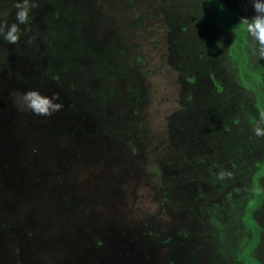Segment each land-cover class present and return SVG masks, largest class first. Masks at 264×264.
Instances as JSON below:
<instances>
[{
	"label": "rangeland",
	"instance_id": "obj_1",
	"mask_svg": "<svg viewBox=\"0 0 264 264\" xmlns=\"http://www.w3.org/2000/svg\"><path fill=\"white\" fill-rule=\"evenodd\" d=\"M16 2L0 0V24L15 20ZM254 14L250 0H37L16 44L0 36V264L264 263V136L225 158L204 136L205 115L184 112L200 116L189 140L168 121L187 77L213 94L227 79L250 89L249 120L264 116V58L236 31ZM186 30L218 41L224 64L197 49L187 74L176 61L185 53L170 49ZM30 89L58 93L64 107L22 109ZM191 163L204 180L192 197ZM222 170L225 187L205 180Z\"/></svg>",
	"mask_w": 264,
	"mask_h": 264
},
{
	"label": "trees",
	"instance_id": "obj_2",
	"mask_svg": "<svg viewBox=\"0 0 264 264\" xmlns=\"http://www.w3.org/2000/svg\"><path fill=\"white\" fill-rule=\"evenodd\" d=\"M186 32L187 33H183L182 40L175 41L174 38L178 34L173 35L174 41L172 43L173 39L170 40V43H171L170 49L172 50V49L178 48L177 51L182 50L185 53V56L183 58L176 59V61L178 62L179 66L183 67V70H185L187 74L191 72H196V70H194L193 67H194V63H196L195 57L197 56L196 55L197 49H198V54L201 53L200 51L202 50L203 52L201 55L203 56L212 55L213 57H215L216 60L219 59L218 62H220V64H224V61H226V59L222 55V46L220 43H218V41L214 40L212 42H206V43H200L199 41L198 43L196 36H198L197 34H200L199 31L186 30ZM204 46L210 48V50H213L211 47L217 49L216 55L211 54L210 52H205L206 50H204ZM237 47L241 48V44L240 45L238 44ZM246 47L247 45L246 43H244L243 45L244 52H245ZM189 78H193L191 81V88L189 92L185 94L187 98L182 102L181 107L179 108V111L175 113V114H178L179 116H176L175 120L171 118L168 119L169 124L173 128L179 129L178 132H182L184 134V138L188 139V137L192 135L194 132V130L191 131V128L194 125L193 121L196 118L200 117L199 114L205 115L207 117V122L209 124L207 128L209 132L205 131L204 136L205 138L207 137V134H213L216 136L213 143H215L216 146H220V150L222 151V156H224L225 158L226 156H229V157L239 156V154H244L245 150L254 148L256 146L258 147V145L261 144L260 138L262 136H256L253 130L254 125L257 122L252 123L249 120V118L252 117L249 109L252 108L253 110V107H251L252 106L251 100L253 99V96L249 93L250 89L234 88L232 86L231 80L227 79L225 80L223 88L219 92L213 94L214 92L213 89L210 90L208 86H206L201 81L200 78L187 77L186 79H189ZM254 97H255L254 98V101H255L257 97L256 95ZM258 97L261 102L264 101V96L258 95ZM242 99H243V105L240 107L238 103ZM234 105L239 106L237 109L233 107L234 109L233 111L236 110L235 113H237L238 117L234 119V121H232L234 112H231L230 107ZM262 108L264 111V105L262 106ZM189 109L196 110L199 114H195V117L190 120L187 118L186 115H184V112ZM252 114H254V111ZM258 116L261 119L260 117L261 114L258 113ZM254 118L256 119L258 118L257 114L254 115ZM188 140L185 141V144L183 148H181V150L186 149L187 151L190 152V155L192 156L193 152H197V151L192 150L191 148L187 147V144H189ZM210 140H212L211 137L209 138V141ZM173 147L176 148L177 145L173 144L171 148ZM200 149L207 150V146L201 145ZM176 151L178 150L176 149ZM192 166L194 168L195 175L193 176L194 182L191 184L192 190L189 192L190 197H192L191 195L194 191L193 188L196 187V185H198L199 182L204 181L200 174L203 166H200V169L197 172H196L197 169L195 168V165L192 164ZM205 180H207L208 183L210 184H220V186L223 188L227 185L229 181V176H225V178L221 180V179H218L217 174H210V175H205ZM259 196L264 197V194L259 193L258 198H260ZM199 209L201 211V208ZM202 218L203 217L201 215L199 220L202 221L203 220ZM253 221L255 222L254 218H253ZM177 226H178L177 227L178 229H180L181 227H184L178 224ZM255 226L258 227L257 224H255ZM181 229L186 230V232L194 233L195 235L201 232H204L206 230L205 227H203V230L201 232H199L198 230H193V229H191L192 231L184 229V228H181ZM220 232H221V238H222L223 233L222 231ZM263 233L264 231L262 232V235ZM259 235H261V233H259L258 236ZM263 239H264V236H261V239H259L260 242L263 241ZM229 246H230V243H229ZM217 248L219 250V246ZM228 250H229V247H228ZM248 256H249V259L255 262V264H264L263 262L254 258L250 254Z\"/></svg>",
	"mask_w": 264,
	"mask_h": 264
},
{
	"label": "clouds",
	"instance_id": "obj_3",
	"mask_svg": "<svg viewBox=\"0 0 264 264\" xmlns=\"http://www.w3.org/2000/svg\"><path fill=\"white\" fill-rule=\"evenodd\" d=\"M254 15L241 16L236 24L237 33H247L249 46L255 53L264 58V0H250ZM37 7V0H17L15 20L11 23L0 24V36L9 44H16L20 40L21 29L19 25H28L32 8ZM22 101L20 107L29 109L38 116H51L60 111L64 105L60 101L58 93L51 96L42 94L38 89H30L19 95ZM256 136H264V116L254 125ZM218 179L231 176L228 171H220Z\"/></svg>",
	"mask_w": 264,
	"mask_h": 264
}]
</instances>
